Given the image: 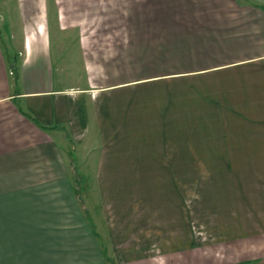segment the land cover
Returning a JSON list of instances; mask_svg holds the SVG:
<instances>
[{
	"label": "crops",
	"instance_id": "1",
	"mask_svg": "<svg viewBox=\"0 0 264 264\" xmlns=\"http://www.w3.org/2000/svg\"><path fill=\"white\" fill-rule=\"evenodd\" d=\"M85 2L77 23L116 27L55 33L38 2L0 38V264H87L54 234L56 193L79 181L148 185V240L132 236L139 211L120 227L106 209L116 264H258L243 248L264 232V0ZM162 184L191 185L196 234L155 226L187 200Z\"/></svg>",
	"mask_w": 264,
	"mask_h": 264
},
{
	"label": "rangeland",
	"instance_id": "2",
	"mask_svg": "<svg viewBox=\"0 0 264 264\" xmlns=\"http://www.w3.org/2000/svg\"><path fill=\"white\" fill-rule=\"evenodd\" d=\"M72 8L70 11L72 18L75 19L76 23L72 24H64L60 19L59 6L60 11L63 10L62 6H65L66 2L69 0H0V38H2L3 42L8 45H12L9 42L12 38L18 37V30L20 28V21L24 23L27 21V18H32L35 14H37L38 10L41 8L37 7L38 2L40 5H45L47 2L51 5V16H50V29L52 32H61L62 30H70L76 32H82L84 30H95V31H109L116 27L115 24L111 23H98L94 24H81L78 22V12L79 6H85V0H72ZM95 2L99 4L103 2V10H110V8H106V5H112L114 7L117 3H125L126 0H89V2ZM88 2V1H87ZM32 4L35 9L33 14L26 13L30 11V8H26V6ZM74 6L76 8H74ZM73 12V10H75ZM26 11V12H25ZM68 11V10H67ZM69 12V11H68ZM63 15V14H62ZM74 21V22H75ZM8 47V46H7ZM13 47V46H12ZM94 178H87V180H91ZM171 186H179L181 193L184 198L187 200L177 201V205L174 200L169 199V206H163L162 211V222H155L156 227L163 226H173L176 231V236L185 239L186 237H190L193 233H195L193 223L196 224L199 217H195L192 215L191 211L195 205L196 213L199 214L200 206L198 201H192L191 192L189 191V187L191 185L180 184V185H170V184H162V190L168 188V191H172ZM56 187H58L56 185ZM148 185L141 184L135 186L129 185H121V184H101V183H82L79 181L78 183H71V185H64L63 190L60 189L61 193H56L57 196H61V199L56 198L55 204V215H54V234H55V243H72V253L78 251L80 243L81 245V255H84V248L82 247L84 244L86 246V256L87 264H96L94 261H98V257L111 258L112 264H116V259L118 258L116 255L117 248L121 247L120 243L114 240L113 234L110 231L109 222L110 217L108 216L106 209L113 207L115 209L114 213L121 215V217L115 216L116 220L119 222L120 227H123L127 223V218L124 217L128 214L127 207H132L131 210L139 211L135 215V221L131 223L132 227L135 230V233L132 234L138 237L140 234H143L148 240L149 234L143 223V215L145 208L144 201V192L147 191ZM129 191H128V189ZM170 189V190H169ZM166 194V193H165ZM69 195L70 201L68 199H62V197ZM167 195V194H166ZM116 197V199L106 200L107 197ZM132 197V199H128V197ZM138 199V200H136ZM183 202V206L181 208V204ZM69 203V207H68ZM110 205V206H109ZM193 208V209H192ZM198 223V222H197ZM149 225V223H145ZM198 229V225H194ZM202 229V228H199ZM190 230L193 232L191 233ZM125 232H121L122 234ZM201 233H205L202 232ZM138 234V235H137ZM158 240L160 237L158 234L160 232L154 233ZM248 241L253 238H258V243H249L246 244V247L243 248L245 251V258L259 256L260 262L258 264H264V232L259 233L257 236L255 233L249 232ZM165 237L169 238L170 233L164 234ZM201 240V235H196ZM155 237V238H156ZM163 237V236H162ZM204 244V243H198ZM116 261V262H114Z\"/></svg>",
	"mask_w": 264,
	"mask_h": 264
}]
</instances>
